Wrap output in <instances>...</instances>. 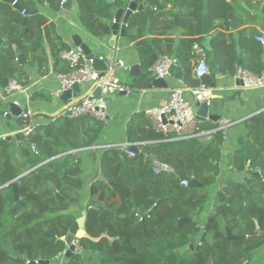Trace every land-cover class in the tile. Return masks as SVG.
Masks as SVG:
<instances>
[{
    "label": "trees",
    "instance_id": "1",
    "mask_svg": "<svg viewBox=\"0 0 264 264\" xmlns=\"http://www.w3.org/2000/svg\"><path fill=\"white\" fill-rule=\"evenodd\" d=\"M17 1L28 11L47 2ZM129 1L75 0L78 20L89 34L104 40L111 32L115 12L127 7ZM172 1L143 0L154 7L153 13L134 16L127 30L128 42L135 43L139 53L142 74L133 86L126 83L123 87L137 91L150 88L155 78L150 68L160 56L155 47L161 50L165 45L164 54H173L171 39L145 38L147 33L171 35L157 25L162 24L158 16ZM48 2V12L56 17L63 0ZM179 3L175 0L174 9L182 12V53L199 43L227 77L236 75L240 57L246 53L242 68L257 75L264 73V47L254 39L257 30L225 33L240 9L235 1L209 0V26L217 32L204 38H197L202 32L204 0H186L183 9ZM24 20L12 5L0 0V36L7 38L0 48L3 89L12 78L24 88L30 86L31 69L39 74L50 68L60 74L69 72L61 53L70 46L58 34L55 23L42 13L29 17L26 26L19 25ZM14 47L21 50L26 64L17 62ZM184 64L175 75L183 79L186 88H197L201 83L210 86L215 81V73L199 80L186 60ZM95 68L103 71L102 63L96 60ZM48 98L43 91L31 96L32 101ZM10 104L3 103L0 110L4 123ZM32 120L26 122L32 128L28 134L19 132L11 141L0 138V188L9 184L0 189V264H29L40 258L52 262L65 256L63 238L86 206L98 209L87 213L86 235L78 238L83 252L65 258L64 264H251L264 247V111L239 123L238 135L232 141H228V133L225 136L221 131H215L209 140L172 141V135L155 132L145 112L140 113L128 123L125 137L127 143L139 144L145 157H131L122 146L102 141L105 123L90 115L71 119L58 114L47 116L44 122ZM216 128L204 122L198 129ZM15 138L20 142L18 146ZM227 142L233 147L231 158L225 153ZM102 146L111 147L94 150ZM86 152L97 157L100 173L83 199L82 156ZM155 161L172 166L175 173L155 175ZM223 165L243 175L244 180H220ZM183 180H195L204 187H184ZM16 183L20 185L17 202ZM54 190L65 201L58 200ZM228 196L234 198L233 205H229ZM140 207L146 209L145 216L139 213ZM186 218L192 221L179 226V221ZM227 230L248 238L226 241ZM204 233L206 244L197 249Z\"/></svg>",
    "mask_w": 264,
    "mask_h": 264
},
{
    "label": "crops",
    "instance_id": "2",
    "mask_svg": "<svg viewBox=\"0 0 264 264\" xmlns=\"http://www.w3.org/2000/svg\"><path fill=\"white\" fill-rule=\"evenodd\" d=\"M181 1V0H180ZM228 2L235 1V3L240 7L234 14V26L232 28V23L229 27V31H225L226 34H237L238 32L246 29L254 28L257 30V33L254 35V39L256 36L262 35L264 36V0H227ZM175 8V0L172 1L166 11L161 13L158 16V19L161 21V25H157L162 31H168L171 35H161V32L154 34L147 33L145 38L147 39H171V48L173 51L172 55L164 54L167 50L165 45H162L161 50L155 47V51L161 56H170L174 58L179 66L172 71V75L170 78H167L166 81L168 83L167 89H154V88H145L140 91L131 89L127 87L124 91L127 92L126 96L118 97L116 101L108 103V113L109 119L105 122V128L101 134L102 141L104 140L105 143H111L115 146H120L127 144L125 132L128 123H130L133 118L140 114L144 113L147 109L153 107H160L166 104L169 100L170 91L174 88L184 86L183 79L177 77L175 72L177 70H181L184 68V60H186L190 68H192V74L194 72V67L197 63L196 57L192 51V47L190 46L186 51L181 52L182 50V40L185 38L183 35V30L180 27H176L175 24V14L179 11ZM75 12L71 15H67L63 12L57 13L56 17H53L51 13L47 11H43L42 13L45 14L52 22L56 25V30L58 34L62 37V40L65 43H68L70 46L69 49L76 47L72 40L71 36L75 33L80 34L85 42L90 46L92 53L95 55L97 59L100 55H110V48L108 47L107 43L103 42L102 40L98 39L97 37L89 34L85 29L82 23L78 20V14L75 4ZM204 17V14H203ZM253 21L251 23L250 21ZM198 24V23H197ZM156 27V28H157ZM199 29V26H196ZM210 28V26H209ZM202 31H203V21H202ZM216 30H210V33L206 36L199 35L197 38H204L208 36H214L216 34ZM111 34V32H110ZM167 34V33H165ZM92 41V42H89ZM256 41V39H255ZM257 42V41H256ZM259 43V42H258ZM135 43L128 42L126 39H120L118 45V54L119 58H122L127 66L129 67L128 70H120L119 75L122 79V84H130L133 86L135 81L138 80L142 74V69H140V75L138 78H131L129 75L130 67L134 65L141 66V59L139 57L138 51L134 48ZM262 45V44H261ZM264 47V45H262ZM68 49V50H69ZM241 54V50L239 49ZM248 58V54L244 53V57H240L239 62L243 66L244 59ZM63 60V59H62ZM64 61V60H63ZM52 66V64H51ZM239 67V63H238ZM141 68V67H140ZM151 72V71H150ZM212 72V71H211ZM214 73V72H213ZM60 73H56L53 68H50L48 71L44 72L43 74H39L38 71L31 69L30 70V79L31 84L27 88H25V92L22 93L20 96H17L18 99H21L24 107H28L33 112V117L38 115L32 122H44L47 116L57 115L59 114L60 107L64 106V103L61 100L56 101L51 97V91L54 90L59 86V81L57 76ZM194 75V74H193ZM223 76L222 79H219L218 76ZM154 77V76H153ZM17 80L16 78H12ZM10 79V80H12ZM156 79L154 78V81ZM18 81V80H17ZM238 80L235 76H226L219 71L215 73V81L210 84V87L215 88L214 95L215 98L211 102L210 106V114H220L222 116L221 120H229L237 119L236 122H233V125L228 129V141L233 140L237 136V129L233 128L234 125L242 123L246 119L255 116L262 111H264V90H245L241 87V85L236 84ZM19 82V81H18ZM20 83V82H19ZM90 88V85H84L81 87V93L87 92ZM43 91L47 96L48 100L45 99L40 101H32L30 99H26L27 96H32L35 92ZM80 93V94H81ZM187 100L193 103L195 108V103L190 93L185 95ZM24 100H23V99ZM0 101L2 103H11V98H8L5 93V89L0 87ZM8 114L10 113V109L6 110ZM6 119V118H5ZM20 117H13L11 122L4 123L3 120L0 118V137L3 135H11L13 133H19L23 129L27 127V123L22 121ZM208 124H214L216 126L219 123H213L209 120L205 121ZM25 123V124H22ZM204 121L201 122V124ZM206 131L212 129H204ZM230 141V142H231ZM95 149H99V147H95ZM140 149V148H139ZM226 149H231L233 151V147L230 143L227 142ZM227 154V152H225ZM231 153V152H229ZM229 153L227 155H229ZM233 153V152H232ZM233 155V154H232ZM84 159V171L88 172L92 165L96 166L95 171L100 173V166L97 162V157L94 156L93 152H86L83 154ZM223 167V166H222ZM230 170H232L230 168ZM259 171V170H258ZM257 171V173H258ZM236 172L233 171H225L221 168V174L219 176L220 180H226L227 178L234 177ZM218 180L220 186L222 182ZM224 182V181H223ZM264 252V248L260 249L257 253ZM256 253V254H257ZM65 256H60L54 259L53 264H64ZM52 264V262H51Z\"/></svg>",
    "mask_w": 264,
    "mask_h": 264
},
{
    "label": "built area",
    "instance_id": "3",
    "mask_svg": "<svg viewBox=\"0 0 264 264\" xmlns=\"http://www.w3.org/2000/svg\"><path fill=\"white\" fill-rule=\"evenodd\" d=\"M255 39L264 45V36L259 35ZM118 51L117 47L110 48V55H100L97 59H89L80 47H73L61 53V58L68 64L69 72L57 76L59 86L51 91V97L58 101L74 85L77 84L80 87L87 84L90 85L87 92L81 93L78 96L73 95L72 99L67 104H64L63 112L60 113L61 115L67 116L69 114V118L71 119L90 115L104 123L108 121V102L105 98L125 90L119 71L129 69L126 62L117 56ZM192 51L197 60L193 74L195 78L203 80L211 74L208 51L199 43L193 45ZM96 60L102 63L103 71L95 68ZM178 66L179 64L174 58L161 56L150 68V71L156 80H166L171 77L173 69ZM235 78L242 83L241 87L245 90H264V73L257 75L242 67H238ZM98 89L101 91V98L99 99L95 97V92ZM214 90L215 88L204 83H201L199 87L193 89H188L185 86L174 88L170 91L169 100L166 104L147 109L145 116L155 132L166 136L172 135V141L189 139L209 140L215 131H221L226 136L228 129L233 125L231 121L221 120L218 122L219 125L216 129L208 131L198 129L202 121L196 118L193 103L185 97L187 93H190L195 104L197 102H207L208 105H211L212 100L215 98ZM25 91L22 84L15 79L10 80L5 88L6 96L12 100L11 103L22 108L23 112L20 118L24 122H28L33 117V112L30 108L24 107L21 99L17 98V96H20ZM30 97L26 96L25 98L28 100ZM2 109L3 103L0 101V110ZM7 114L8 112H5L4 116ZM31 129V127L27 126L21 132L28 134L31 132ZM16 134L3 135L0 138H14ZM15 142L17 146L20 144L17 138H15ZM120 146L127 150L131 157L137 155L130 151V148H139V144L127 143ZM109 147L111 146H102L99 148ZM153 173L157 176L172 175L175 173V170L172 166L164 162L155 161ZM258 174H260V171H258ZM181 184L184 187H188L190 182L183 180ZM55 192L58 193L57 190H54ZM97 209L95 206H86L87 213L92 210L97 211ZM74 244L77 248V254H81L83 247L79 239H76Z\"/></svg>",
    "mask_w": 264,
    "mask_h": 264
},
{
    "label": "water",
    "instance_id": "4",
    "mask_svg": "<svg viewBox=\"0 0 264 264\" xmlns=\"http://www.w3.org/2000/svg\"><path fill=\"white\" fill-rule=\"evenodd\" d=\"M7 4H10L14 7V9L16 11H18L20 14H22L25 17V20L22 24V26H26L28 18L35 16L37 14L40 13L39 10H26L20 3L17 2V0H4ZM186 4V0H181L179 3V7L180 9H183L185 7ZM25 11V13H24ZM75 0H63L62 5H61V10L60 12H63L67 15H71L75 12ZM154 11V7L151 5H146L144 4L143 0H130L128 2L127 7L125 8H120L115 12V16H114V22L113 25L111 27V34L108 35V37L104 40H102L103 42L107 43L109 48H115L118 45V42L120 39H126L127 38V30L128 27L130 25V23L132 22V20L134 19V16L140 14V13H144L147 14L148 16H151V14ZM208 13H209V0H204L203 3V36H206L210 33V28H209V20H208ZM181 14L182 12L179 10L177 12V14L175 15V24L176 27H180L181 26ZM232 23V28L234 29V21L231 20ZM71 40L73 42V44L76 47H80L81 50L83 51V53L89 58V59H94L95 55L92 53V50L90 48V46L87 44V42L84 41V39L82 38V36L80 34H73L71 36ZM7 41V38H2L0 36V48L5 44V42ZM15 49V54L17 56V62L21 65H24L27 63L26 58L24 57V55L22 54L21 50L17 47H14ZM210 65H211V71L214 73H217L219 71V67H218V63L216 61L215 58H211L210 59ZM140 65H134L132 67H130V71H129V75L131 78H138L140 75ZM239 67H242L241 61L239 62ZM222 75L218 76L219 79H222ZM236 84L241 85L242 83L240 81H237ZM151 88L154 89H167L168 88V83L166 80H155L152 84H151ZM81 93V87L79 85H74L73 88L67 92H65L63 94V96L61 97V101L64 104H67L69 100L72 99L73 95L74 96H78ZM127 92L126 91H120L116 94H114L113 96H108L106 97V101L109 102H114L116 101V99L118 97H122V96H126ZM95 97L96 98H101V91L98 89L95 92ZM210 106L208 105L207 102H197L195 104V108H194V114L196 115V118L200 121H207L209 120L210 122L213 123H218L219 121H221L222 116L220 114H210ZM9 109H10V113L7 114L5 116L6 120L8 122H11L13 117H20L22 115V108H20L19 106L11 103L9 105ZM67 117H69V114H67ZM9 141L12 140V137L8 138ZM130 151L134 152L135 154L141 156V157H145L142 153L141 150L138 147H132L130 148ZM32 170L24 173L23 175H21L19 178L28 175ZM9 184L1 187L0 189H3L5 187H8ZM189 187L192 189H202L204 186L202 184H199L197 181L192 180L189 184ZM19 188L20 185L19 183H16L14 185V195H15V201H19L20 199V194H19ZM224 192L226 195H229L228 193V188L225 187L224 188ZM57 199L60 201H65V198L62 197L59 192H55ZM228 203L230 205L235 203V200L232 196H228ZM139 213L142 216H145L147 214V211L144 207H140L139 208ZM195 221H197V217L194 218ZM192 221V218H186V219H181L178 223L179 226L184 225V224H188ZM86 222H87V211L84 210L81 214L80 218H77L76 221L73 223V225L71 226L68 235L63 238V241H65L66 246H67V250L65 252V257L66 258H71L74 254L76 253V246L74 244V241L78 238H83L86 235ZM257 229L259 230V226H257ZM206 237H207V233H204L201 237V241L199 243V246L197 247L200 248V246H202L203 244H206ZM248 237L246 236H236L233 235L229 230H227V238L226 241L229 242H236V241H243L246 240ZM191 250H194L195 247L193 245L190 246ZM29 264H51V261L48 260H42L41 258L39 259L38 262H30Z\"/></svg>",
    "mask_w": 264,
    "mask_h": 264
},
{
    "label": "rangeland",
    "instance_id": "5",
    "mask_svg": "<svg viewBox=\"0 0 264 264\" xmlns=\"http://www.w3.org/2000/svg\"><path fill=\"white\" fill-rule=\"evenodd\" d=\"M42 11H46L45 9H42ZM89 42H92V41H89ZM63 108H64V106L62 107H60V109H59V114L60 113H62L63 112ZM58 115V114H57ZM67 117V116H66ZM237 120V119H236ZM236 120L235 119H231V121H233V122H236ZM237 123V122H236ZM238 127V124H236V125H234V127L233 128H237ZM238 135V134H237ZM230 143V142H229ZM225 150V149H224ZM226 152H227V154L229 153V152H231V153H229V155H228V157L229 158H231V156H232V150L231 149H226ZM229 167H228V165H226V166H224L223 165V169L225 170V171H229V169H228ZM95 169H96V166L95 165H92V167H91V169L88 171V172H85V174H84V188H83V199H85L86 197H87V194H88V191H89V185H90V183L98 176V173L95 171ZM232 179L233 180H236V181H240V182H242L243 180H244V176L243 175H235L234 177H232ZM230 205V204H229ZM233 205V204H232ZM264 248V247H263ZM193 252V251H192ZM76 253H77V249H76ZM66 258V257H65ZM64 258V263L66 262V259ZM53 262L54 261H52V264H53ZM251 264H264V252L263 251H261V253H257V254H255V256H254V259L252 260V262H251Z\"/></svg>",
    "mask_w": 264,
    "mask_h": 264
},
{
    "label": "flooded vegetation",
    "instance_id": "6",
    "mask_svg": "<svg viewBox=\"0 0 264 264\" xmlns=\"http://www.w3.org/2000/svg\"><path fill=\"white\" fill-rule=\"evenodd\" d=\"M18 2V1H17ZM19 3V2H18ZM49 5V2H48V0H47V2H46V4L44 5V6H40L37 10H39L40 11V13H42L43 11H42V9H45L47 12H48V10H47V6ZM24 13H25V11H24ZM39 13V14H40ZM48 13H50V12H48ZM42 14H44V13H42ZM38 15V14H37Z\"/></svg>",
    "mask_w": 264,
    "mask_h": 264
}]
</instances>
